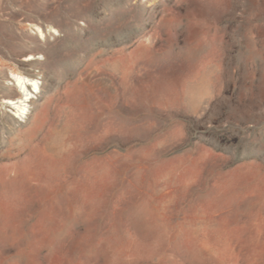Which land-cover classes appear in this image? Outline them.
I'll use <instances>...</instances> for the list:
<instances>
[{"label":"rangeland","instance_id":"1","mask_svg":"<svg viewBox=\"0 0 264 264\" xmlns=\"http://www.w3.org/2000/svg\"><path fill=\"white\" fill-rule=\"evenodd\" d=\"M0 264H264V0H0Z\"/></svg>","mask_w":264,"mask_h":264},{"label":"bare ground","instance_id":"2","mask_svg":"<svg viewBox=\"0 0 264 264\" xmlns=\"http://www.w3.org/2000/svg\"><path fill=\"white\" fill-rule=\"evenodd\" d=\"M24 80H25V77H23V76H19V77H18V82H19V84H20V83H23ZM33 82H35V81H33ZM35 84H36V82H35ZM22 101H26V100H22V96L18 97V102H22ZM10 103H12V104H16L17 101H15V99H11V100H10ZM22 109H23V111H22V112H19L20 115L25 113V109H26V108H22Z\"/></svg>","mask_w":264,"mask_h":264}]
</instances>
